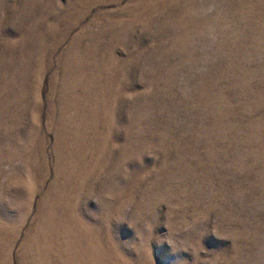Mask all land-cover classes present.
<instances>
[{
	"label": "rangeland",
	"instance_id": "374dc122",
	"mask_svg": "<svg viewBox=\"0 0 264 264\" xmlns=\"http://www.w3.org/2000/svg\"><path fill=\"white\" fill-rule=\"evenodd\" d=\"M0 264H264V0H0Z\"/></svg>",
	"mask_w": 264,
	"mask_h": 264
}]
</instances>
